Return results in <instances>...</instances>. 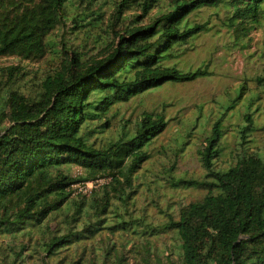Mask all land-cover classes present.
<instances>
[{"label": "trees", "instance_id": "1", "mask_svg": "<svg viewBox=\"0 0 264 264\" xmlns=\"http://www.w3.org/2000/svg\"><path fill=\"white\" fill-rule=\"evenodd\" d=\"M211 9L236 39L264 18V0H0V58L49 65L27 92L21 68L0 67V264H264V152L246 145L250 115L227 168L215 167L218 119L198 152L200 178L166 170L170 185L204 195L154 213L153 200L139 205L138 178L168 120L162 109L111 112L208 73L175 60L212 29L197 19Z\"/></svg>", "mask_w": 264, "mask_h": 264}, {"label": "rangeland", "instance_id": "2", "mask_svg": "<svg viewBox=\"0 0 264 264\" xmlns=\"http://www.w3.org/2000/svg\"><path fill=\"white\" fill-rule=\"evenodd\" d=\"M214 12L206 10L198 16L197 19L211 21L212 29L191 39L188 51L175 60L183 71L207 64V74L189 82H166L127 102H118L111 109L117 118L132 119L144 109H162L168 120L165 130L151 144L152 156L138 178L142 184L139 205L153 200L157 203L150 208L154 213H176L179 207L204 195L202 189L170 185L171 176L166 170L170 169L175 177L200 178L203 170L198 152L216 120L221 119L222 130L216 168L225 169L236 161L240 149L237 136L247 124L246 115L252 117L256 127L248 131L250 142L246 145L264 152V85L256 83L264 68V18L250 27L247 35L236 39L232 29L220 27ZM5 66L22 69L24 74L18 85L25 92L29 90V82L35 81L34 76L49 67L46 58L30 62L2 57L0 67ZM73 189L83 190L84 186L74 185ZM3 239L0 235V240ZM167 241L158 240L161 249L171 247Z\"/></svg>", "mask_w": 264, "mask_h": 264}, {"label": "built area", "instance_id": "3", "mask_svg": "<svg viewBox=\"0 0 264 264\" xmlns=\"http://www.w3.org/2000/svg\"><path fill=\"white\" fill-rule=\"evenodd\" d=\"M103 182H104V179H97V180L89 181V182H85V183H77L74 185H80L81 184L84 186V189L76 191L73 189L74 185H72V189L74 190V192H84L85 193V192H88L92 188H96L97 186H99Z\"/></svg>", "mask_w": 264, "mask_h": 264}]
</instances>
